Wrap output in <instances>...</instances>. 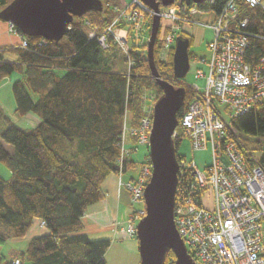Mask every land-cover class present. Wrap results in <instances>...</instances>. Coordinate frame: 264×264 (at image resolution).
<instances>
[{"label":"trees","instance_id":"1","mask_svg":"<svg viewBox=\"0 0 264 264\" xmlns=\"http://www.w3.org/2000/svg\"><path fill=\"white\" fill-rule=\"evenodd\" d=\"M12 1L0 0V9ZM184 1L193 5L191 0ZM228 1L208 0L200 9L217 16ZM236 4L238 20H248L241 29L248 40L244 60L256 67L264 58V5L251 7L245 0H236ZM111 18L110 11L102 7L101 11L75 17L60 41L25 36L18 30L28 41L26 48L0 46V85L19 75L12 86L16 117L0 104V162L11 173L8 179L0 176V245L25 238L36 221L44 222L47 230L12 258L0 254V264H14L16 260L20 264H106L112 240L89 237L83 218L89 207L104 200L106 179L120 171L125 123L139 126L149 99L146 92H153L156 100L162 95L152 77L145 46H132L134 66L129 69L126 56L112 38L108 48L97 39H89L90 31L102 33ZM165 35L166 30L160 31L154 54L161 78L186 91L178 113L180 122L189 105L200 99V93L186 79L175 78L174 47L167 61L159 60ZM188 35L184 29L178 34ZM7 54L15 55L16 60L10 61ZM118 59L127 64L125 70H115ZM196 59L190 48V60ZM221 113L226 119L227 140L243 144L240 150L251 165L264 162V101L240 116L232 117L226 109H220ZM28 115L39 119L35 128L24 130L15 124V119ZM184 138L181 129L174 140L180 165L176 202L182 186L192 183L187 159L179 154ZM6 145L13 151L9 152ZM145 158L150 159L148 150ZM137 164L128 157L123 172ZM181 171L185 172L183 178ZM176 260L170 252L165 264H176Z\"/></svg>","mask_w":264,"mask_h":264},{"label":"built area","instance_id":"2","mask_svg":"<svg viewBox=\"0 0 264 264\" xmlns=\"http://www.w3.org/2000/svg\"><path fill=\"white\" fill-rule=\"evenodd\" d=\"M245 2L251 7L264 5V0ZM114 11L118 13L107 28L100 34L93 29L88 37L97 39L103 48H108V39L112 38L131 69L134 62L130 49L147 45L156 12L140 0H132L124 8L116 6ZM198 14L213 13L184 0L161 7L158 15L167 25L160 61L168 60L179 32L190 26ZM213 16L214 23L197 24L213 30L215 35L208 45L210 58L205 62L208 73L200 68L195 71L196 78L206 79L205 88L200 92V99L189 105L173 135L177 139L182 129L194 151L210 147L211 161L203 169L195 161L187 164L192 171V183L180 190L175 224L188 253L198 264H264V162L251 165L240 150L243 144L227 140L226 119L220 114V109H226L232 117L247 114L264 101V58L256 67L244 60L248 40L241 29L247 26L248 20H238L236 0H229L221 14ZM9 31L20 37L23 48L28 46L27 39L14 25L10 24ZM194 63L198 65L199 61ZM156 101L155 97L146 101L145 116L139 126L124 125L120 177L125 159L131 153L137 152L140 146L149 150ZM139 173L133 180L121 181V187L130 193L132 213L125 226L114 227L115 231L120 228L132 238L137 236V224L147 213L144 194L153 173L150 159ZM184 176L185 172L181 171V177ZM205 196L210 197L209 206L203 202ZM41 224L45 226L44 222Z\"/></svg>","mask_w":264,"mask_h":264},{"label":"water","instance_id":"3","mask_svg":"<svg viewBox=\"0 0 264 264\" xmlns=\"http://www.w3.org/2000/svg\"><path fill=\"white\" fill-rule=\"evenodd\" d=\"M140 1L156 12L146 55L152 77L162 91L154 106L150 135L149 158L153 173L144 194L147 213L137 224L140 264H165L170 252L176 256V264H198L188 253L175 224L180 165L173 135L179 126L178 113L186 91L161 78L154 54L161 26L160 9L172 6L176 0ZM191 1L201 6L208 0ZM93 10H102L99 0H13L3 8L0 18L25 36L60 41L75 17ZM190 48L189 36L176 38L173 69L178 80H185L190 71Z\"/></svg>","mask_w":264,"mask_h":264},{"label":"rangeland","instance_id":"4","mask_svg":"<svg viewBox=\"0 0 264 264\" xmlns=\"http://www.w3.org/2000/svg\"><path fill=\"white\" fill-rule=\"evenodd\" d=\"M102 3L103 11L109 10L111 13V22L115 19L116 14L118 11H114V8L116 6L120 8H124L125 5L129 4L132 0H99ZM3 11V9H0V14ZM213 14H198L193 17V23L190 24V26H186L185 31L189 34L188 36L192 37V47L191 51L195 52L196 55L199 57V64H195L194 61H191V68L186 76V81L190 84V87L197 91V89L194 86H197L199 88V93L202 92V90L205 88L206 85V79L205 78H196V68H200L205 74L208 73L206 61L210 58V51H209V43L214 39L215 35L213 30L209 28H205L202 26L197 25L198 23H206V22H213L214 23V18ZM213 18V19H212ZM153 25V23H152ZM162 29L160 26V31H165V27L167 25L166 21L161 22ZM10 23L4 22L0 18V46H9V45H14V44H20V48L22 47L21 44V39L19 36H17L14 33H11L9 31ZM152 31V30H151ZM160 33V32H159ZM159 36V35H158ZM150 41V39H149ZM149 41L147 43V47L149 44ZM7 58L10 61H15L16 56L13 54H7ZM156 59V58H155ZM201 59H205V62H202ZM127 65V64H126ZM124 62L122 59H118L115 62V70L116 71H123L125 70ZM127 69V68H126ZM18 74H14L11 77V82L14 83V80L18 78ZM2 97H6V92L2 91ZM146 96L149 99L154 98L153 92L149 91L146 92ZM7 98V97H6ZM151 101V100H150ZM130 119V117H129ZM15 124L24 130H31L35 128V125H32V127L29 126V123H27V120H23L19 118L18 120H14ZM34 126V127H33ZM181 132V130H180ZM261 142H264V139L261 140ZM6 147L10 150L13 151V148L11 146L6 145ZM138 156H136L138 159L143 160L145 155H147V149L146 147L140 146L138 147L137 150ZM149 153V150H148ZM179 154L183 155L187 159V163L191 161H195L197 163L198 167L203 169L205 166L210 164L211 161V148L208 147L207 149L203 151H194L191 145V141L188 137L185 136L183 142L181 143V146L179 148ZM263 153L259 154V157L262 156ZM131 159V158H130ZM146 159V158H145ZM145 162V161H144ZM143 165V164H142ZM142 167V166H141ZM130 168V166L128 167ZM141 169V168H140ZM124 173V172H123ZM140 174V173H139ZM137 175V177L139 176ZM0 176L4 179H8L11 176V173L9 169L2 163L0 162ZM119 176V184H118V190L121 188V180H120V175ZM125 181H123L124 183ZM123 189V188H122ZM203 202L205 206L210 205V197L205 196L203 198ZM129 221V220H128ZM42 226V224H41ZM116 226V224H115ZM43 227V226H42ZM116 232H122L126 234L128 237L132 238L128 233L121 231L120 228H116ZM136 238V237H134ZM94 239V238H93ZM23 240H12L9 241L6 245H0V254L6 256L7 258H12V256L17 252L19 248H21L20 243H22ZM140 258L139 253L134 254L133 252L129 250H119L117 248H114L107 256H106V261L107 264H136Z\"/></svg>","mask_w":264,"mask_h":264},{"label":"crops","instance_id":"5","mask_svg":"<svg viewBox=\"0 0 264 264\" xmlns=\"http://www.w3.org/2000/svg\"><path fill=\"white\" fill-rule=\"evenodd\" d=\"M19 45L20 44H14L13 46ZM195 61H199V57ZM12 86L13 82H11V78L6 79L1 83L0 104L10 116L16 117V102L12 92ZM2 91L6 92L7 98L2 97ZM21 119L27 120V123H29L30 127H32V125L36 126L40 122L39 119L33 115H28ZM6 149L9 152H12V150L8 149L7 147ZM136 156H138V153L133 152L131 153L129 158L138 163L137 167H130L127 172H124L121 177V181H130L136 178L139 174L140 168L142 166V163L145 161L146 155L143 160L138 159ZM118 184V174L110 175L103 184V189L105 193L104 200L98 204L89 207L83 218L85 233L89 237L94 239L107 238L112 240V245L106 253V256L114 248L123 251L124 249L129 250L134 254L139 253L138 242L136 238H130L122 232H116L114 229L115 224L125 226L128 220L130 219V215L132 213L130 193L126 189H122V187L118 190ZM45 234H47V230L45 229V227H42L41 223L39 221H36L27 236L23 239H20L23 240V242L20 243L21 248L16 251L20 252L25 250L28 243L32 239L43 236ZM140 261L141 259L139 258L136 264H140Z\"/></svg>","mask_w":264,"mask_h":264}]
</instances>
